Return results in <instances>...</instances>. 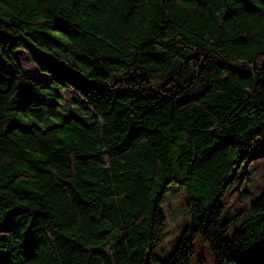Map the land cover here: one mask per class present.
I'll return each mask as SVG.
<instances>
[{
  "label": "trees",
  "instance_id": "trees-1",
  "mask_svg": "<svg viewBox=\"0 0 264 264\" xmlns=\"http://www.w3.org/2000/svg\"><path fill=\"white\" fill-rule=\"evenodd\" d=\"M0 55V264H190L197 236L264 264V191L224 202L264 157V0H0ZM173 183L191 221L161 258Z\"/></svg>",
  "mask_w": 264,
  "mask_h": 264
},
{
  "label": "rangeland",
  "instance_id": "rangeland-1",
  "mask_svg": "<svg viewBox=\"0 0 264 264\" xmlns=\"http://www.w3.org/2000/svg\"><path fill=\"white\" fill-rule=\"evenodd\" d=\"M17 57L23 71H37L36 65L31 62L25 50L19 49ZM0 66L12 71V66L6 63L1 55ZM55 121L58 122L59 120L55 119ZM34 123L43 125L39 120H34ZM260 152V149L252 152L242 166L238 178L229 188L224 198L226 219L231 218L238 212H241L242 216L247 215L252 202L264 191V157L259 156ZM162 209L166 214V228L157 251L161 258H166L176 247L181 234L191 221V209L185 189L175 183L171 184L162 203ZM234 230L235 227L229 232L228 237L233 236ZM190 260V264H214L211 250L201 236H197L193 240V253Z\"/></svg>",
  "mask_w": 264,
  "mask_h": 264
}]
</instances>
